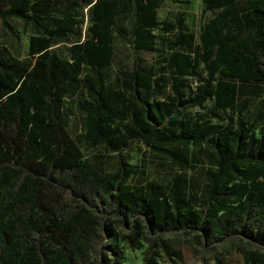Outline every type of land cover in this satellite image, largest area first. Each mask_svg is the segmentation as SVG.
<instances>
[{
    "label": "trees",
    "instance_id": "obj_1",
    "mask_svg": "<svg viewBox=\"0 0 264 264\" xmlns=\"http://www.w3.org/2000/svg\"><path fill=\"white\" fill-rule=\"evenodd\" d=\"M161 1L132 0L134 47L151 49L153 29L170 28L156 18ZM202 2L214 13L201 24L199 48L175 49L170 61L174 74L190 75L200 58L206 75L188 93L171 84L172 94L157 99L140 91L154 86L152 71L134 66L114 85L98 69L110 61L113 22L121 10L116 0H93L85 36L71 42L68 58L50 46L54 35L63 36L74 26L70 12L61 13L65 25L48 27L40 20L52 10L50 0H0L2 18L16 16L42 30L28 36V53L37 56L32 66L0 42V264H90L94 259L119 264L120 241L135 244L140 238L149 240L155 254L163 253L167 264H179V248L146 231L195 226L209 240L238 230L245 221L264 233V129L256 135L253 122L238 115L204 135L208 124L180 117L206 100L218 108L233 107L239 82H264V0ZM75 7L68 4V9ZM83 65L96 67L77 102L90 145L119 152L139 139L186 169L193 165L179 145L205 136L214 167L202 196L192 194L199 198L197 208L182 175H172L167 185L153 179L130 182L145 171L122 155L114 169L103 171L83 157L62 115L66 84ZM260 118L264 111L259 108L253 120ZM50 190L56 194L49 195ZM63 193L73 204L65 203ZM200 237L197 233L199 242ZM242 252L243 264H264L263 249ZM144 260L162 264L147 254Z\"/></svg>",
    "mask_w": 264,
    "mask_h": 264
},
{
    "label": "rangeland",
    "instance_id": "obj_2",
    "mask_svg": "<svg viewBox=\"0 0 264 264\" xmlns=\"http://www.w3.org/2000/svg\"><path fill=\"white\" fill-rule=\"evenodd\" d=\"M116 1L121 10L113 22L110 61L107 65L98 67L105 80L108 83L119 85L122 73L137 66L152 71L154 77V86L141 89L142 95H148L149 98L166 99L172 94L171 84H176L180 90L188 93L189 89H192L194 84L206 75L203 63L199 58L195 73L176 75L172 70L170 54L175 49L196 51L200 46L198 33L201 24L214 13V10L204 9L202 0H162L156 7V18L159 21L168 22L170 28L162 29L160 26L154 28L153 47L144 49L134 47L130 40L133 25L132 0L129 4H126V0ZM92 2L93 0H50L52 10L40 20L42 25L48 27H55L58 24L65 25L67 22L61 14L63 11L70 12L76 20L72 29L65 35L52 37L50 47L60 57L68 58V47L71 42L84 38L88 24V8ZM69 3H74L76 7L68 9ZM41 31L29 22L24 23L19 17L6 15L2 18L0 14V42L29 66L34 64L37 56L28 53V36L32 33H41ZM181 37L185 40L182 41ZM94 69H96L95 66L83 65L79 74L67 82L66 92L62 97L65 127L74 137L83 157L89 159L98 170L103 171L114 169L117 157L122 155L125 160L145 171L142 177L131 176L128 179L130 182L153 179L167 185L172 175H182L190 183V198L193 206L197 208L199 198L195 197L202 196L207 172L214 167L210 146L204 139L205 136L198 143L179 145L187 153L189 162L193 165L186 169L172 165L151 145H146L139 139H131L119 152L106 149L102 145L92 146L85 140L83 113L78 110L77 102L84 98ZM238 86L240 92L233 107L218 108L211 100H206L201 107L186 108L180 117L188 118L190 121L205 122L210 126L204 134L208 135L212 130L222 127L229 116L235 119L240 115L253 122V131L259 135L264 129V120L260 118L254 121L253 118L259 108L264 111V82H239ZM244 100L246 104L239 110ZM48 194L56 193L50 190ZM192 194L195 197H192ZM62 196L65 203L73 204L67 194L63 193ZM96 200L98 201L99 198ZM97 203L99 204L100 201ZM105 207L110 208L106 203ZM241 223V226H237L238 230L231 231L222 238L211 236L209 240L204 239L202 229L195 226L175 230L146 231V235L162 238L167 244L179 248L182 256L179 264H243L242 251L244 248L264 250V233L257 229L255 224L250 225L245 221ZM197 233L201 236V242L196 239ZM148 243L149 240L145 238L138 239L135 244H127L121 240L123 258L119 264H146L144 260L146 254L153 256L162 264H167L163 253L155 254L153 248L148 247ZM97 260H92L90 264H97Z\"/></svg>",
    "mask_w": 264,
    "mask_h": 264
}]
</instances>
